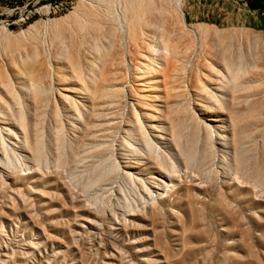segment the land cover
Returning a JSON list of instances; mask_svg holds the SVG:
<instances>
[{
    "label": "rangeland",
    "instance_id": "374dc122",
    "mask_svg": "<svg viewBox=\"0 0 264 264\" xmlns=\"http://www.w3.org/2000/svg\"><path fill=\"white\" fill-rule=\"evenodd\" d=\"M248 2L0 0V64L14 74L15 63L28 53L44 54L64 45L77 48L83 35L77 21L85 14L100 24L86 34L87 49L125 9L136 26L159 19L161 26L168 23L177 30H192L203 41L214 38L217 45L222 42L214 32L234 33L224 43L230 54L260 53L264 0L253 2L259 4L254 9ZM201 51L195 54L194 65L203 64L205 74L194 75L190 90L197 82L219 78L207 61L215 52L205 57ZM263 68L259 64L253 71L258 77L251 89L227 90L221 113L237 118V133L229 129L227 150L216 153L211 173H203L197 157L191 169H182L189 177L181 174L184 178L175 179L177 186L171 190L184 189L188 197L163 193L155 201L145 199L146 205L124 169L112 185L105 186L100 184L96 164L78 163L76 149L57 151L51 105L40 121L44 143L40 165L32 160L33 172H23L18 164L7 169L10 176L0 174V264H264V119H251L261 114L264 118V109L254 113L264 107ZM219 69L218 75L226 72L223 64ZM30 84L28 79L27 88ZM247 94L258 96L252 99ZM202 102L208 107L219 105L206 94L199 95L192 105L194 123L207 120L199 110ZM128 205L134 212L127 211ZM161 205L158 216L154 212Z\"/></svg>",
    "mask_w": 264,
    "mask_h": 264
},
{
    "label": "bare ground",
    "instance_id": "6f19581e",
    "mask_svg": "<svg viewBox=\"0 0 264 264\" xmlns=\"http://www.w3.org/2000/svg\"><path fill=\"white\" fill-rule=\"evenodd\" d=\"M165 24L153 19L136 26L125 9L85 49L86 34L100 27L85 14L77 21L83 34L77 48L64 45L44 54L39 50L28 53L15 63L14 74L0 64V174L10 176L7 169L18 164L23 172H33L32 160L40 165L44 148L40 121L51 105L57 151L69 146L76 149L78 163L96 164L100 184L105 186L112 185L124 169L140 188L142 205L145 199L155 201L171 192L177 186L174 180L186 174L182 169H191L197 157L203 173L212 171L216 153L227 150L229 129L237 133V118L221 113L227 90L239 93L253 87L258 77L253 71L259 64L264 66V48L235 57L224 48L234 33L214 32L222 42L217 45L214 38L203 41L197 32ZM199 49L205 57L215 52L207 61L219 78L197 82L190 90L194 75L205 74L203 64L194 65ZM222 64L226 72L218 75ZM202 93L219 105L208 107L202 102L199 110L207 120L194 123L192 105ZM254 96L258 94H247ZM262 109L254 113L261 114ZM251 119L264 118L261 114ZM65 127L73 137L67 136ZM173 193L189 196L181 188ZM126 209L135 210L130 205ZM162 209L163 205L154 214L160 216Z\"/></svg>",
    "mask_w": 264,
    "mask_h": 264
},
{
    "label": "trees",
    "instance_id": "16d2710c",
    "mask_svg": "<svg viewBox=\"0 0 264 264\" xmlns=\"http://www.w3.org/2000/svg\"><path fill=\"white\" fill-rule=\"evenodd\" d=\"M249 2H248V7L250 8V9H254V8H256V7H259L258 5L259 4H253V2H258L259 0H248ZM261 2H262V0H261ZM259 3V2H258Z\"/></svg>",
    "mask_w": 264,
    "mask_h": 264
}]
</instances>
